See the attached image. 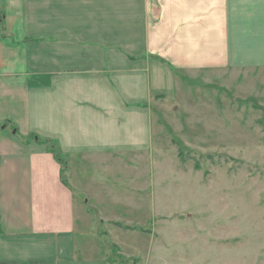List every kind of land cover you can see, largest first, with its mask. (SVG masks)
I'll use <instances>...</instances> for the list:
<instances>
[{"label":"crops","instance_id":"crops-1","mask_svg":"<svg viewBox=\"0 0 264 264\" xmlns=\"http://www.w3.org/2000/svg\"><path fill=\"white\" fill-rule=\"evenodd\" d=\"M0 15V124L23 118L25 138L0 151V264H106L95 220L113 217L28 136L71 165L148 153L173 71L264 72V0H0Z\"/></svg>","mask_w":264,"mask_h":264},{"label":"rangeland","instance_id":"rangeland-1","mask_svg":"<svg viewBox=\"0 0 264 264\" xmlns=\"http://www.w3.org/2000/svg\"><path fill=\"white\" fill-rule=\"evenodd\" d=\"M149 111L148 153L65 159L75 194L113 217L95 220L106 264H264V72H174ZM7 121L0 151L19 150L23 118Z\"/></svg>","mask_w":264,"mask_h":264},{"label":"trees","instance_id":"trees-1","mask_svg":"<svg viewBox=\"0 0 264 264\" xmlns=\"http://www.w3.org/2000/svg\"><path fill=\"white\" fill-rule=\"evenodd\" d=\"M27 142H33L37 145L43 146L47 151V153L53 156L54 160L60 166L61 182L66 186L67 185L66 176H65V174L67 173V164L65 160L66 156L61 152L58 144L55 141L45 138H40L36 135L28 136ZM121 263L124 264V262Z\"/></svg>","mask_w":264,"mask_h":264}]
</instances>
